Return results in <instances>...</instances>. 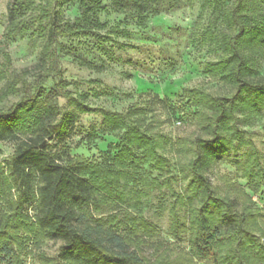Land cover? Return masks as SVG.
I'll use <instances>...</instances> for the list:
<instances>
[{
    "label": "trees",
    "instance_id": "16d2710c",
    "mask_svg": "<svg viewBox=\"0 0 264 264\" xmlns=\"http://www.w3.org/2000/svg\"><path fill=\"white\" fill-rule=\"evenodd\" d=\"M195 1L111 0L108 8L105 0H9L7 26L0 38V82L9 79L10 42L34 32L44 40V45L33 69L36 80H26L32 74V70H26L7 82L0 92V104L12 95H23L8 110H0V142L18 141L10 159L5 163L0 161L1 255H12V245L22 241L21 234L43 235L62 243L59 255L45 257L43 264H149L136 250H131L139 237L137 218L127 214L128 220L122 224L124 229L111 218L114 224L106 228L104 224L86 222L80 210L90 204L99 189L107 190L100 184V177L110 180V184L118 183V178L112 176L122 173L118 166L127 160L130 164L137 161L154 164L158 169L168 167L169 159L159 154L167 142L146 132L144 117L132 120L133 126L129 127L123 114L91 106L87 94L69 92L66 80L55 77L62 58L71 57L81 66L97 71H103V66L79 56L61 40L89 37L102 31L127 39L131 35L130 25L146 29L151 19L193 5ZM203 1L226 29L209 30L210 38L204 40L211 43L213 52L219 53L218 60L208 65L210 73L235 88V94L213 100L214 114L205 125L211 138L199 140L201 152L190 163L201 206L190 208L189 227L176 220L171 227L174 239L190 232L189 249H181L182 256L174 261L158 259L153 264H264V246L260 243V238H264V230L260 228L264 213L253 206L252 196L243 189L239 192L242 200L216 196L206 175L226 142L222 134L229 129L237 110L245 107L258 111L263 105L260 100L264 83L253 75L257 53L264 52V0ZM68 4L77 6L78 13L73 19L63 17ZM108 9L123 17L116 26L110 27L101 19ZM248 94L254 96L251 105ZM190 96L197 103L204 95L190 90ZM60 99L67 100V108L60 106ZM83 115L100 116L112 129L127 130L119 142L110 146L115 150L113 164L107 168L89 165L93 170L89 178L80 171L82 160L71 158L63 145ZM234 137L242 141L239 133ZM53 142L65 158L51 151ZM238 165L248 189L258 194L264 179L259 152L253 148L245 162ZM35 181L39 183L38 189ZM177 199L184 206L187 204L182 196L178 195ZM34 203L37 212L29 216L25 208ZM4 205L6 208L2 210ZM210 205L217 206L223 229L213 227ZM142 226L147 235L155 233L149 224Z\"/></svg>",
    "mask_w": 264,
    "mask_h": 264
},
{
    "label": "rangeland",
    "instance_id": "374dc122",
    "mask_svg": "<svg viewBox=\"0 0 264 264\" xmlns=\"http://www.w3.org/2000/svg\"><path fill=\"white\" fill-rule=\"evenodd\" d=\"M110 3L111 0H105L108 8ZM8 4L9 0H0V38L7 26ZM77 13V6L68 4L64 7L63 17L73 19ZM101 19L111 27L123 17L108 9ZM129 28L131 35L127 39L115 38L107 31L89 37L62 39L64 46L103 66V71L89 69L71 57H64L55 77L66 80L69 92L87 94L91 106L123 114L129 127L133 126L132 120L144 117L146 132L167 142L159 154L169 159V166L158 169L154 164L140 161L130 164L127 160L118 166L122 173L112 176L118 178V183L110 184V180L100 177V184L110 193L99 189L80 214L86 222L104 224L106 228L113 226L111 218H114L121 229L130 214L139 220V237L137 242L134 238L136 243L131 245V250H136L149 264L158 259L174 261L182 256L181 249L188 251L190 232L174 239L172 224L176 220L189 227L190 208L201 206V195L190 163L201 152L199 140L211 138L205 125L214 114L212 102L235 94V88L210 73L208 65L218 60L219 53L213 52L210 42H204L205 38H210L209 30L222 32L226 29L216 21L212 9L203 0L151 19L146 29H138L133 24ZM43 45L44 40L34 32L9 43V79L0 82V92L7 82L26 70H32L26 80H36L33 69ZM257 55L253 77L264 83V52ZM2 62L6 63L3 59ZM190 90H198L204 96L195 103L191 100ZM261 92L263 105L258 111L241 107L235 113L229 129L222 134L226 142L206 175L216 196L242 200L239 192L243 189L252 196L253 206L264 213V179L261 191L254 195L238 165L243 164L255 148L259 152L264 178V89ZM22 96L8 97L0 104V110H8ZM246 97L251 105L254 96L248 94ZM59 103L67 108V100L60 99ZM124 131L112 129L100 116L83 115L63 145L71 158L82 160L80 171L82 176L89 178L93 172L89 165L107 168L113 164L115 150L110 146L119 142ZM235 133L240 134L241 142L234 137ZM95 135L97 137L93 138ZM56 144L50 143L51 151L65 158ZM17 146L18 141L0 142V161L7 162ZM38 187L39 183L35 181V188ZM178 195L187 201L185 206L177 199ZM5 208L4 205L2 210ZM37 208L35 203L28 205L25 213L34 216ZM209 209L213 214V227L223 229L217 206L210 205ZM143 223L155 229L152 236L147 235ZM260 228L264 230V222L260 223ZM21 238V242L12 245L11 256L0 254V264H43L45 257L59 255L62 245L59 241L43 235L28 237L21 234ZM260 243L264 246V238H260Z\"/></svg>",
    "mask_w": 264,
    "mask_h": 264
}]
</instances>
